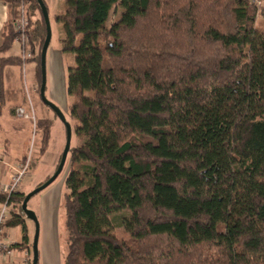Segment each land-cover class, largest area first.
<instances>
[{"label": "trees", "instance_id": "1", "mask_svg": "<svg viewBox=\"0 0 264 264\" xmlns=\"http://www.w3.org/2000/svg\"><path fill=\"white\" fill-rule=\"evenodd\" d=\"M3 1L0 115L7 66L36 61L41 88L47 36L32 0L34 56H7L23 0ZM262 11L255 27L248 0H64L55 20L75 57L68 92L82 143L69 153L63 264H264ZM52 127L37 123L43 155ZM25 198L12 195L19 208L5 224L22 228L14 250L29 248Z\"/></svg>", "mask_w": 264, "mask_h": 264}, {"label": "rangeland", "instance_id": "2", "mask_svg": "<svg viewBox=\"0 0 264 264\" xmlns=\"http://www.w3.org/2000/svg\"><path fill=\"white\" fill-rule=\"evenodd\" d=\"M48 8L51 24V41L46 55V100L55 105L66 121L72 127L71 149L79 146L82 141L75 133L77 122L72 119L70 108L73 104V97L68 92V75L69 69L75 65L73 54L62 51L61 38L63 31L61 25L56 22L55 16L64 11V0H43ZM27 9V7H26ZM30 9V7H28ZM262 10L256 14L255 27L262 23ZM41 14L37 11V16ZM120 10L112 14L110 23L119 18ZM14 51L22 56V46L15 42L11 52ZM33 62H28L25 66L24 75L28 83L27 108L30 110V104L36 115V127L39 119L45 123L53 125L51 140L47 152L43 155V131L36 132L33 124H29L28 133L19 135L20 148L25 146L29 160V171L26 178L20 185L26 195L33 192L40 184L46 183L56 173L61 156L64 152L67 142L66 125L59 114L51 107L47 106L41 98L39 83L34 88V83L30 81L33 78L32 72L28 70ZM24 107V105H22ZM71 154L59 177L46 189L34 195L29 203L28 209L35 213L37 218L39 236H38V253L39 264H63L67 253L68 232L65 227V195L68 192L66 181L70 172ZM17 207L12 212L18 211ZM20 211V210H19ZM29 225V244L31 249V258L34 255V243L36 240L37 224L27 219ZM119 226L120 224L117 223ZM117 232L123 235V228L118 227ZM22 241V228H12L8 230V238L5 242L9 245ZM20 257V255H18ZM20 260V259H19Z\"/></svg>", "mask_w": 264, "mask_h": 264}, {"label": "crops", "instance_id": "3", "mask_svg": "<svg viewBox=\"0 0 264 264\" xmlns=\"http://www.w3.org/2000/svg\"><path fill=\"white\" fill-rule=\"evenodd\" d=\"M9 18V8L3 0H0V45L2 42V32ZM11 50L7 53V56L20 57L19 53H16L14 51L11 52ZM29 62H33L35 64L34 67L31 66L30 68H28V70L33 74V78L30 79V81L34 83V88H36V85L38 84L37 62ZM27 63L28 62H26L23 66H7L3 72L5 106L0 115V188L11 183L12 177L16 173V170L19 168V166L24 164L28 158L25 149L26 146L23 149L20 148L21 141L19 139V135H22L23 133L27 134L29 124H31L32 122L26 119H20L15 116V110L17 108L23 107L22 105H24V108L25 106L27 108L28 104L27 92L29 89L27 86L28 83H26L27 80L24 75L25 66ZM19 192L26 195L23 189L21 190L19 188ZM27 222L28 221H26V224L29 231V225ZM9 229L6 230V239L8 238ZM18 255H20V257H18ZM30 256L31 249L29 244L28 249H25L23 251L16 250L13 258L4 257L0 261V264H23L25 258Z\"/></svg>", "mask_w": 264, "mask_h": 264}, {"label": "built area", "instance_id": "4", "mask_svg": "<svg viewBox=\"0 0 264 264\" xmlns=\"http://www.w3.org/2000/svg\"><path fill=\"white\" fill-rule=\"evenodd\" d=\"M257 10L261 12L264 9V0H248ZM32 3V0H23L22 5L19 9V17L14 22L15 31L19 34L16 42H18L22 46V58L23 60L30 59L34 56L32 47L30 45V37H29V27H30V17H29V9ZM27 7V9H26ZM15 116L20 119H26L31 121L36 128V115L34 110L30 104V110L19 107L15 110ZM29 171V160L27 159L24 164L19 166L16 170V173L12 177L11 183L9 185H5L0 188V194L6 195V199L3 203H0V261L4 257L13 258L16 250L11 248V245L5 242L6 240V228L5 224L8 219L11 217L14 210L17 207L16 202L12 201L11 197L15 192L19 191L21 183L27 176ZM23 264H33V259L30 257H26L23 261Z\"/></svg>", "mask_w": 264, "mask_h": 264}, {"label": "water", "instance_id": "5", "mask_svg": "<svg viewBox=\"0 0 264 264\" xmlns=\"http://www.w3.org/2000/svg\"><path fill=\"white\" fill-rule=\"evenodd\" d=\"M42 15L44 17L45 20V24H46V29H47V36H46V40L45 43L43 45L42 51H41V72H42V83H41V88H40V95L41 98L43 99L44 103L51 107L53 110H55L59 116L61 117L62 121L65 123L66 125V130H67V142H66V146L64 149V152L61 156V161L59 164V167L56 171V173L53 175V177L51 179H49L46 183L42 184L41 186L37 187L33 192H31L30 194L26 195L25 200L22 203V211L26 216V219L31 220L33 222H35L37 224V218L35 213H33L32 211H30L28 209V203L30 201V199L40 193L41 191H43L44 189H46L48 186H50L58 177L59 175L62 173L65 164L67 162L69 153L71 151V140H72V127L70 126V124L66 121V119L64 118V116L62 115V113L60 112V110L53 105L52 103L48 102L46 100L45 97V89H46V55H47V51H48V47L51 41V35H52V31H51V24H50V18H49V13H48V8L45 4V2L43 0H37ZM38 236H39V230H38V224H37V233H36V240L34 243V255H33V264H38L39 263V253H38Z\"/></svg>", "mask_w": 264, "mask_h": 264}, {"label": "bare ground", "instance_id": "6", "mask_svg": "<svg viewBox=\"0 0 264 264\" xmlns=\"http://www.w3.org/2000/svg\"><path fill=\"white\" fill-rule=\"evenodd\" d=\"M251 4V3H250ZM253 6V5H252ZM261 16V15H260Z\"/></svg>", "mask_w": 264, "mask_h": 264}]
</instances>
